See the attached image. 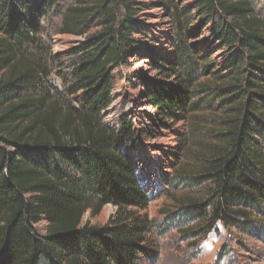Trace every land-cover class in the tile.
<instances>
[{"label":"trees","instance_id":"16d2710c","mask_svg":"<svg viewBox=\"0 0 264 264\" xmlns=\"http://www.w3.org/2000/svg\"><path fill=\"white\" fill-rule=\"evenodd\" d=\"M163 4L180 42L210 26L227 50L230 79L220 93L232 106L223 131L201 154L195 178L208 183L202 196L179 208L193 235L226 229L260 237L264 222V18L251 0H179ZM134 0H0V264H141L158 257L154 220L141 214L150 198L124 147L135 127L126 117L116 129L103 113L113 103V70L127 64L141 32ZM61 17L53 32L51 23ZM97 30L75 45L65 70L53 56L52 37ZM177 66L153 57L155 69L177 82L143 78L147 100L162 119L195 111L198 65ZM208 66L207 69H211ZM59 78L62 84L57 83ZM111 204L102 226L82 224ZM47 222L46 234L36 225Z\"/></svg>","mask_w":264,"mask_h":264},{"label":"rangeland","instance_id":"374dc122","mask_svg":"<svg viewBox=\"0 0 264 264\" xmlns=\"http://www.w3.org/2000/svg\"><path fill=\"white\" fill-rule=\"evenodd\" d=\"M138 8L137 20L141 32L135 33L134 53L125 65L115 68L113 103L103 113L106 126L116 129L120 119L126 117L133 122L136 137L124 147L129 154L135 172L148 197L149 207L141 211L154 220V241L158 257L144 260L141 264H264V231L260 237L245 235L238 230L218 225V230L207 235H193L197 222H189L179 208V203L188 196H202L209 185L195 178L202 165L199 157L210 151L220 139L223 125L220 120L232 106L230 93H220V88L230 79L226 69L227 50L211 36L210 26L196 33L199 24H191L193 35L180 42L175 23L167 17L163 4L166 0H134ZM258 14L264 18V0H251ZM76 0H61L63 8ZM181 5H191L194 0H179ZM61 17H56L51 28L56 32ZM97 30L90 28L84 34H59L52 37L53 56L65 70L68 54L79 42ZM184 48L182 61L187 64L195 60L198 79L193 90L195 111L180 120L162 119L147 100L143 78L177 82L178 76L166 77L155 69L153 57L166 58L169 67L177 66L180 58L175 45ZM211 69H207L209 66ZM58 84L62 81L57 78ZM116 208L108 204L97 215L89 211L82 224L102 226L110 221ZM264 222V216H254ZM40 234H46L47 222L36 225Z\"/></svg>","mask_w":264,"mask_h":264}]
</instances>
